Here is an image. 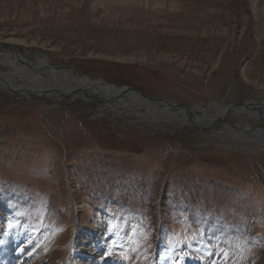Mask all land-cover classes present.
I'll return each instance as SVG.
<instances>
[{
	"label": "rangeland",
	"instance_id": "1",
	"mask_svg": "<svg viewBox=\"0 0 264 264\" xmlns=\"http://www.w3.org/2000/svg\"><path fill=\"white\" fill-rule=\"evenodd\" d=\"M95 5L0 0V41L188 107L264 101V0ZM166 127L0 90V264H264V152Z\"/></svg>",
	"mask_w": 264,
	"mask_h": 264
},
{
	"label": "bare ground",
	"instance_id": "2",
	"mask_svg": "<svg viewBox=\"0 0 264 264\" xmlns=\"http://www.w3.org/2000/svg\"><path fill=\"white\" fill-rule=\"evenodd\" d=\"M139 1L143 2V0H96L95 7H104L105 14L115 11L119 13L117 19L126 20L136 17L135 13L141 14L140 9L143 5L148 8L149 0H144L145 3ZM153 5L161 6L162 3L154 1ZM171 5L176 6L174 2ZM26 52L36 57L37 61L34 63L28 60L24 56L27 55ZM0 66L7 68V71L0 70V90L4 92L16 95V90L22 86L23 82H26V85L23 86L32 88L37 94L47 91L45 95L47 99L64 101L65 95L81 99L83 102L91 103L103 116H109L112 119L132 117L148 126L167 128L166 125H177L179 130L193 125L208 126L216 122V118L229 115L230 122L224 128L217 132H209L212 133V138L218 139L225 147L257 154L264 152V125L258 124L255 127L248 123L252 118L264 119V114L260 112V107L264 108L263 100L260 103L247 100L243 102L244 105H234V108L230 110L229 105H216L215 102L192 107V114L189 115L182 108L169 106L164 101L159 103V101L146 100L136 92H128L123 95L127 86L118 87L103 80L82 77L75 71L62 66H53L46 55L31 53L20 42L10 44L0 41ZM61 91L62 93H59ZM85 92L88 94L85 95ZM257 101L259 100L257 99ZM215 110H219L218 113H215ZM231 116L238 118L239 122H233L230 119ZM17 237L16 243H18ZM6 247L9 251L7 249L5 251L10 253L5 252L4 256L16 252L15 247L12 248L8 245ZM0 258H3L2 255ZM10 263H14L11 258L7 264Z\"/></svg>",
	"mask_w": 264,
	"mask_h": 264
},
{
	"label": "water",
	"instance_id": "3",
	"mask_svg": "<svg viewBox=\"0 0 264 264\" xmlns=\"http://www.w3.org/2000/svg\"><path fill=\"white\" fill-rule=\"evenodd\" d=\"M28 50V48H26ZM31 53H34L33 51L29 50ZM36 54H41L39 52H35ZM57 67H61V66H57ZM1 79V78H0ZM23 85H26V82H23L22 86H20L18 88V90H16V93L17 94H22V95H27V96H31V97H35V98H44L45 100H47V98L45 97V95L47 94V91H42V94H37L35 91H33L32 88H29V87H24ZM78 92V91H77ZM128 92H136L138 93L140 96H142L144 99L146 100H149V101H156L159 103L161 101H164L166 102L167 105L169 106H176L178 108H182L184 110H186L188 112L189 115L192 114V107H188V106H184L182 104H179L177 102H174V101H170V100H167V99H164V98H161V99H155V98H150L146 95H144L140 90L134 88V87H128L126 90L123 91V95H126ZM88 93L85 92V95H87ZM41 95V96H39ZM216 105H225V103H220V102H216ZM240 105H244L243 102L239 103V106ZM234 108V105H229V110L230 109H233ZM217 120V121H216ZM216 122H213L211 125H208V126H198V125H193L192 127L195 129V130H208V131H213V132H217L219 131L220 129L224 128V126H226V124H228L230 121H229V115L225 116V117H222V118H216Z\"/></svg>",
	"mask_w": 264,
	"mask_h": 264
},
{
	"label": "snow or ice",
	"instance_id": "4",
	"mask_svg": "<svg viewBox=\"0 0 264 264\" xmlns=\"http://www.w3.org/2000/svg\"><path fill=\"white\" fill-rule=\"evenodd\" d=\"M10 227L12 226V225H9Z\"/></svg>",
	"mask_w": 264,
	"mask_h": 264
}]
</instances>
